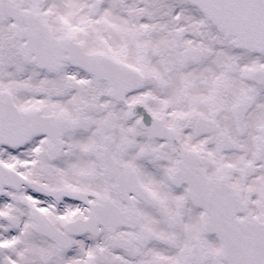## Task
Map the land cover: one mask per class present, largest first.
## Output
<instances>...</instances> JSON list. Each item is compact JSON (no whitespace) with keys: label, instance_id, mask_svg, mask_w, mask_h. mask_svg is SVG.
Masks as SVG:
<instances>
[{"label":"snow or ice","instance_id":"6c2138e0","mask_svg":"<svg viewBox=\"0 0 264 264\" xmlns=\"http://www.w3.org/2000/svg\"><path fill=\"white\" fill-rule=\"evenodd\" d=\"M0 264H264V0H0Z\"/></svg>","mask_w":264,"mask_h":264}]
</instances>
